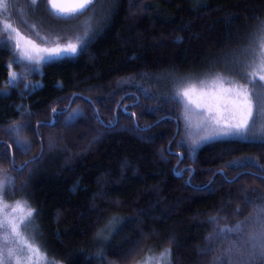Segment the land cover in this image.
<instances>
[{"label":"trees","instance_id":"trees-1","mask_svg":"<svg viewBox=\"0 0 264 264\" xmlns=\"http://www.w3.org/2000/svg\"><path fill=\"white\" fill-rule=\"evenodd\" d=\"M45 2L37 16H56ZM110 2L114 12L87 47L44 64L28 87L7 83L12 51L0 45V169L12 174V197L34 210L28 236L45 264H135L166 248L171 264H241L247 256L240 249L250 250L247 218L264 203V181L231 183L259 168L228 162L264 165V144L217 139L189 152L179 144L182 104L148 92L166 78L217 67L255 30L264 0ZM99 4L105 17L107 4ZM52 108L61 110L56 122L39 126ZM73 110L83 115L66 126ZM14 121H30L22 130L28 153L6 130ZM236 221L244 222L242 232L216 237Z\"/></svg>","mask_w":264,"mask_h":264},{"label":"snow or ice","instance_id":"snow-or-ice-1","mask_svg":"<svg viewBox=\"0 0 264 264\" xmlns=\"http://www.w3.org/2000/svg\"><path fill=\"white\" fill-rule=\"evenodd\" d=\"M107 4V15L100 19H107L115 10V5L110 0H105ZM33 6H39V0H31ZM97 0H46L45 8H48L53 15L64 19H75L83 12L93 9L95 11ZM103 6V4L101 5ZM9 4L7 0H0V9L7 10ZM94 22L98 23L95 15L89 16L83 23L84 30L82 33L76 35L75 41L69 40L65 44L54 43L52 46H41L34 40L23 37L25 43H21V37L18 29H13L8 21H3L6 29L16 33L15 50L22 60L35 62L39 64L40 61L50 59L53 57H62L66 54H76L78 49L82 50L87 47L88 42L96 35L98 28L94 26ZM34 27V26H33ZM182 39L181 37L177 38ZM248 43L242 47L234 50L230 57H225L223 63L225 68L230 73H235V76H225L222 72H217L211 78L196 79L192 76L176 77L173 81L172 98L178 103L184 104V119L186 126H190V113L195 109H206L207 115L197 124L201 128L203 134L194 138L192 144L205 140L212 139L219 136L234 137L249 142H259L264 144V93L255 92L254 85L257 80L261 82V87H264V17L258 18L255 25V30L248 37ZM7 41H0V45L6 44ZM27 71L35 70L34 65L29 63L25 65ZM11 77L10 83L16 82V74L9 73ZM236 76L241 79H246L247 84H241ZM27 87V85H26ZM147 91V90H145ZM73 95H76L73 93ZM253 95H256L257 100L254 104ZM90 99V97H89ZM67 106H65L66 110ZM254 109L259 113L260 122L257 124V116ZM53 117L51 120L37 121L39 126L45 124H54L57 119V114L61 110L57 108L51 109ZM23 115V113H22ZM83 113L79 110H73L65 117L64 123L66 126L71 124L74 119H78ZM108 127H114L113 121L107 122ZM30 127V121L13 122L6 130L15 136V144L20 152L28 153L32 149V143L27 140L23 135V129ZM137 128L139 126L137 125ZM41 144L43 141L41 140ZM43 147H41V153ZM39 159V154L32 157V160ZM28 162L25 161L19 166V170H23ZM231 166L245 168V165H251L253 168H259V171L244 170L237 173L236 176L231 178V183H235L241 176H254L257 179L264 181V165L256 164L255 161L250 159H243L240 161H229ZM13 164L15 160L13 158ZM11 185V180L6 173H0V194H2L7 187ZM14 186V185H11ZM247 192V188L244 190ZM256 189L253 188L252 192ZM264 200V195L260 197ZM244 200L246 203H252L253 197L245 195ZM26 201H16L12 211L13 214L9 215L3 213L5 207L2 202V195H0V229H7L5 240L11 238L14 242H19V247H24L28 250L29 256L27 260L29 264H38L35 258L41 254L37 245L27 241L20 231L21 227L28 223V217L33 215L34 210L28 208L24 212V205ZM255 216H249L247 219L251 221V228L246 234V241L250 250L240 249V255L247 256L246 261H241V264H264V203L255 204ZM241 209L237 207L236 211ZM19 212L20 215H15ZM216 217H209V221H215ZM244 222L236 221L233 226L224 225L219 228L216 237H223L226 233L242 232ZM210 244L205 250H211ZM229 253L231 259L232 249L225 250ZM16 249L8 247L7 252L0 247V264H12L15 259V264H25L21 257L15 254ZM150 259V258H149ZM217 259H220L219 257ZM164 260L171 264V250L165 249L160 253V259L157 264H162ZM144 264H148L145 260Z\"/></svg>","mask_w":264,"mask_h":264},{"label":"rangeland","instance_id":"rangeland-1","mask_svg":"<svg viewBox=\"0 0 264 264\" xmlns=\"http://www.w3.org/2000/svg\"><path fill=\"white\" fill-rule=\"evenodd\" d=\"M7 3L9 4L7 10L0 9V41H7L6 45H8V47L12 51V59L10 60V64H9V73L11 72L16 74V82L10 83L11 77L8 76L7 83L13 86L17 84L18 81H23L24 87H26V85L28 87L31 84L30 76L33 74H38V73L40 74L42 72V68L44 64L50 61H55L66 57H74L81 50L78 49V52L76 54H66L65 56L62 57H53L50 59L42 60L40 61L39 64H35V62H29L27 60H22L19 57L17 51L15 50L16 33L14 31H9L8 29H6L3 24V21H8L12 25L13 29L19 30L21 43H25L23 37H27L30 40H34L37 44L41 46H48V47L52 46L54 43L65 44L70 39L75 41L76 35L82 33L84 30V26L82 22H84L85 19L89 16L95 15V17L98 20V23L94 22V26L97 27L98 29L100 28L102 21V19H100L102 17L100 4L96 6L95 11H93V9H89L88 11L83 12L82 15L77 16L75 19H64L52 15H49L47 19H44L42 17L37 16L36 6H33L31 4V0H7ZM253 32L254 30H251L246 40L241 44H239L234 49H232L229 53H227L226 57H230L234 52V50L247 44L249 42L248 37ZM224 58H222L220 62L216 64L217 67H213L199 73L177 75L169 79L166 78V80L159 82L158 86L151 89V91L148 93L155 98L172 97L173 81L176 77L192 76L193 78L196 79H205V78H211V76L215 75L217 72H222L225 76H235V73H230L225 68V65L223 63ZM29 63H32L34 65L35 70L33 71L26 70L25 65ZM236 79L239 80L241 84L248 83L246 79H241L238 76H236ZM253 87L255 89V92L264 93V87H261V82L259 80H257L256 85H254ZM256 100H257L256 95H253L254 104L256 103ZM181 104L183 106V112L181 114V132L179 137L180 138L179 144L183 147H186L187 151L192 152L193 150H196L203 143L217 139H237L234 137L219 136L209 140L201 141L196 145H193L192 140L203 134L202 129L198 128L197 124L207 115V111L206 109L194 108L190 113V117H191L190 126H186V121L183 115L184 104L183 103ZM254 112H256L257 124H259L260 122L259 113L256 111V109H254ZM180 153L183 156V151H179V154ZM0 173H6L7 176L10 178L12 185V174L5 168L0 169ZM11 185L7 187L2 194H0L2 195L3 204L9 206L3 209V213H7L9 215L13 214L12 209L15 206L16 201L20 200L23 202V200L21 199H14L12 197L13 193L11 192L12 191ZM28 208H29L28 204L26 203L24 205V212H27ZM15 215H20V213L17 212L15 213ZM31 223H32V216L28 217V223L25 226L21 227L20 231L22 233V236L27 241L34 244L32 242V239L28 236L29 226L31 225ZM6 234H7V229H0V247H3L5 249V253L7 252L8 247H13L14 249H16L15 254L21 257V259L25 261V264H29V261L27 260V257L29 256L28 250L24 247H19L18 241L14 242L11 238L5 240L4 237ZM35 259L38 260V264H45L44 262L45 260L42 258V255L37 256ZM159 259H160V253H148L144 257H142V259H139L135 264H144L145 260L148 261V264H157V260ZM5 264H7V259L5 261ZM12 264H15V259L12 260ZM162 264H168V261L164 260Z\"/></svg>","mask_w":264,"mask_h":264},{"label":"water","instance_id":"water-1","mask_svg":"<svg viewBox=\"0 0 264 264\" xmlns=\"http://www.w3.org/2000/svg\"><path fill=\"white\" fill-rule=\"evenodd\" d=\"M179 155H180V158H182V154L180 153Z\"/></svg>","mask_w":264,"mask_h":264}]
</instances>
